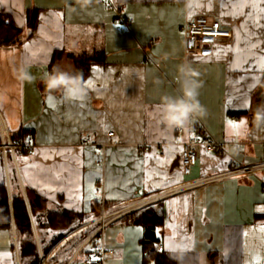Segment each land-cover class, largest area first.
I'll list each match as a JSON object with an SVG mask.
<instances>
[{"label":"crops","instance_id":"1","mask_svg":"<svg viewBox=\"0 0 264 264\" xmlns=\"http://www.w3.org/2000/svg\"><path fill=\"white\" fill-rule=\"evenodd\" d=\"M112 1L132 18L127 32L120 31L121 23L106 0H90L87 6L81 0H0V12L20 28L16 43L0 45V112L11 136H34L32 149L16 151L15 160L8 155L4 161L0 149V184H6L9 196L20 187L41 264H94L87 255L92 240L80 246L102 223L103 245L113 250L103 264L264 263V213L256 211L264 206V124L257 127L254 121L257 108L264 107V62L252 60L243 66L249 71L240 68L237 52L245 47L240 26L247 15L222 16V11H234L232 6L222 8V0ZM243 2L231 0V5ZM257 3L264 8L261 0ZM33 9L34 30L26 23V13ZM251 10L243 9L245 14ZM255 11L264 25V11ZM197 14L216 18L231 32L229 40L211 45L208 56L185 53L181 26ZM261 38L264 27L251 37L258 49L264 48ZM258 49L253 50L257 57ZM96 53L99 61L90 63L81 82L93 81L91 88L83 86L81 96L86 98L83 112L95 115L77 116L82 110L69 107L72 98L45 87V74L54 66L73 72L74 58ZM184 65L195 73L191 79L203 109L196 116L205 131L237 146L227 145L223 154L200 152L188 173L181 168L179 153L182 142L197 135L193 119L180 135L178 128L169 130L158 122L163 97L182 95L179 68ZM21 67L31 80L21 78ZM252 76L259 79L252 81ZM229 120H246L247 125L234 135ZM152 154L165 163L148 160L136 168ZM239 164L261 166L252 173H227ZM133 173L136 182L127 185L129 192L117 182ZM89 183L98 200L87 198ZM36 197L44 203L32 213L30 202L36 204ZM50 211L71 212L72 225L43 226ZM142 220H155V232L160 230L152 257L143 251ZM174 229L175 237L168 241ZM166 241L170 248L180 243L184 250L172 252L164 247ZM158 244L162 249H156ZM0 264H23L13 222L10 228L0 227Z\"/></svg>","mask_w":264,"mask_h":264},{"label":"built area","instance_id":"2","mask_svg":"<svg viewBox=\"0 0 264 264\" xmlns=\"http://www.w3.org/2000/svg\"><path fill=\"white\" fill-rule=\"evenodd\" d=\"M106 2L114 10V19L121 23L120 31L127 32L132 18L125 12L122 5L114 4L112 0H106ZM181 30L184 35V49L186 54L204 55L205 51L209 52L213 43L220 39L229 40L231 37L230 30L223 27L219 20L212 16L203 14H197L192 16L190 19H186L181 26ZM191 118L193 119L192 126L197 131V135L191 136L182 142L181 149L183 151L180 150L179 162L184 173H188L190 168L197 163L200 152L205 155L212 153L223 154L226 152L227 145H229L232 149H236L237 147L236 144H227L208 134L196 114H194ZM183 130V128H178L177 135H180ZM107 135L113 136V131H109ZM192 137H196L198 139ZM86 141H88L87 138L85 139V142ZM33 143L34 136L31 132H27L23 140L13 138L0 112V149L2 151L4 161L7 160L8 155L15 160L14 153L19 148H24L25 151L29 152L33 147ZM231 164L234 165V161H232ZM260 166V164H239L238 166L232 167L227 173H252ZM103 226L104 223H102L96 231L90 234L80 246L82 247L87 241L92 240V243L87 249V255L90 258L93 256L97 257V259L94 260V264H103L106 257L113 255V250L105 249L103 245ZM156 249L160 250L162 249V246L158 244Z\"/></svg>","mask_w":264,"mask_h":264},{"label":"trees","instance_id":"3","mask_svg":"<svg viewBox=\"0 0 264 264\" xmlns=\"http://www.w3.org/2000/svg\"><path fill=\"white\" fill-rule=\"evenodd\" d=\"M26 23L34 30L37 23V11L35 9L26 13ZM20 28L16 26L14 21L5 13L0 12V45H11L18 41ZM55 55V54H54ZM100 53L94 55H83L74 58V70L72 73H82V81L87 75L88 66L93 61H99ZM81 81V82H82ZM25 132L12 135L13 138L23 140ZM17 152H27L24 148H19ZM15 151V153H16ZM16 191L9 196L8 188L5 183L0 184V227L10 228L12 222L17 232L18 246L20 249V258L23 264H41V257L34 238V233L28 213L26 203L24 201L20 187L16 186ZM36 204L30 202L31 212H35L38 207L42 206L44 199L36 197ZM72 213L63 211H50L45 216L43 226L48 228L70 227L72 225ZM144 225L143 233V251L147 253L146 257H152L155 254L154 244L156 239V221H141ZM60 235L52 240V243ZM47 248L43 249V254Z\"/></svg>","mask_w":264,"mask_h":264},{"label":"snow or ice","instance_id":"4","mask_svg":"<svg viewBox=\"0 0 264 264\" xmlns=\"http://www.w3.org/2000/svg\"><path fill=\"white\" fill-rule=\"evenodd\" d=\"M261 3H264V0H261ZM227 6H232L234 11L231 12V13L227 12V11H222L221 12L222 16L223 15H233L234 18H235V15H239L241 17H244L245 15H247V21L240 26L241 31L244 32V37H245L244 44H245V47L243 49H241V50H238L237 55L240 57V68L242 70H244V71H249V69H247V68H245L243 66L244 65H248L252 60L258 59L259 61L264 62V48H259L258 49L257 43L254 42L251 39V37L255 36L256 29L258 27H264V25H262L260 23V20L257 18V13H256L255 10L257 8H260L261 11H264V8L260 7V4L257 3V0H246V2L239 3V4H236V5H231V0H222L221 7L225 8ZM246 7L252 9L247 14H245V12L243 11V9L246 8ZM237 9L239 10L238 12L236 11ZM190 18L191 17H189V19ZM238 37H239V34H238ZM261 39H264V38H261ZM25 47L27 48L28 45H25ZM254 49H258L259 50V56L258 57H257L256 52L253 51ZM204 55L208 56V55H210V53L205 51ZM231 62H232V60L230 58V63ZM240 79L242 80V79H247V78L246 77H241ZM251 79H252V81H256V80L259 79V77L258 76H252ZM235 83L239 84L240 80L235 81ZM83 86L85 88H91L93 86V81L91 79H89V80H87L85 82V84ZM251 87H254V83L251 85ZM66 98L67 97H65V99ZM48 99L50 101V106H54V105H51V101H52L53 97L51 95H49ZM72 100L74 101V103L72 105H70L69 107L70 108H79V109L82 110L81 112H78L76 114L77 116L95 115L94 113H91V112H88L87 114H85L83 112V109L86 106L85 105V100H86L85 97H83V96H74V97H72ZM241 100H242V106L243 107H245V108L249 107V105L247 103H243V101L247 100V97L243 96V94H242ZM75 101H80V103L77 104V103H75ZM85 122L87 123L89 121H87V119H85ZM227 124H228L229 128L233 131L234 135H239L240 134V129L244 128L247 125V121L246 120H241L239 122H233V121L229 120V121H227ZM106 130H107V126H106ZM192 138H196V137H192ZM196 139H198V138H196ZM181 151H183V150L181 149ZM109 155L111 156V150H109ZM148 160H154L157 164H160V165H163L165 163L164 161H160L155 154L146 155L143 158L142 161H139V162L136 163V168L137 169H141L143 166H146V162ZM111 163H118V161L113 160V161H111ZM223 163H227V161L225 160V161H223ZM105 169L106 170L110 169V164H106L105 165ZM121 170L123 171V169H121ZM97 172H99V169H97ZM152 174H153L152 170H149V173H148L149 178H151ZM155 174L156 175H161V173L158 170L156 171ZM133 175H134V173L130 174V175L126 176V177H122L117 183L120 185V187L126 188V190L130 192V191H132V189L128 188L127 185L134 184L136 182V181L133 180ZM113 186H114L113 185V179H112L111 174L109 172L108 173L107 190L109 192H111V190L113 189ZM155 186L156 187H160L159 184H157ZM95 193H96V189L92 188L91 183H89L88 197L87 198L89 200H92L93 198L98 200L99 197L95 196ZM107 198L108 199H123L124 196L116 197V196L109 195ZM172 202L176 203L177 201L175 199H173ZM185 205H187V199L186 198H185ZM256 211L264 213V206L257 208ZM92 219H94V217H92ZM169 227H172V225H169ZM135 231L136 232H141L142 229L137 228V229H135ZM261 231L264 232V228H262ZM156 233H157V235H159L160 234V230L157 229ZM175 234L176 233H175V229H174L173 230V236L169 237L168 241L174 239ZM245 235H247V233ZM168 241L165 242L164 247L167 248L168 250L172 251V249L169 246ZM92 259L95 260V259H97V257L93 256ZM256 264H260V262L257 261Z\"/></svg>","mask_w":264,"mask_h":264},{"label":"clouds","instance_id":"5","mask_svg":"<svg viewBox=\"0 0 264 264\" xmlns=\"http://www.w3.org/2000/svg\"><path fill=\"white\" fill-rule=\"evenodd\" d=\"M89 2L90 0H81L82 6H87ZM179 72L182 75V95L165 96L162 104L158 106V122L169 130L186 127L194 114H203V109L197 100V84L191 79L195 73L187 65L181 66ZM19 73L24 80L32 79L26 67H21ZM81 81L82 73L74 74L54 66L50 73L45 74L44 84L48 90H62L66 97L72 98L83 95L84 89ZM254 121L257 127L264 124V107L257 108ZM171 249L172 252L183 251L184 246L176 243Z\"/></svg>","mask_w":264,"mask_h":264},{"label":"rangeland","instance_id":"6","mask_svg":"<svg viewBox=\"0 0 264 264\" xmlns=\"http://www.w3.org/2000/svg\"><path fill=\"white\" fill-rule=\"evenodd\" d=\"M9 161H10V160H9ZM9 161H8V162H9Z\"/></svg>","mask_w":264,"mask_h":264}]
</instances>
